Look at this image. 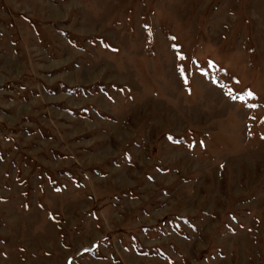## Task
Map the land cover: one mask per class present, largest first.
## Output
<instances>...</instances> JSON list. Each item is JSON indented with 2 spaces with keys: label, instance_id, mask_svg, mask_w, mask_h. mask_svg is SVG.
Returning a JSON list of instances; mask_svg holds the SVG:
<instances>
[{
  "label": "rangeland",
  "instance_id": "rangeland-1",
  "mask_svg": "<svg viewBox=\"0 0 264 264\" xmlns=\"http://www.w3.org/2000/svg\"><path fill=\"white\" fill-rule=\"evenodd\" d=\"M0 264H264V0H0Z\"/></svg>",
  "mask_w": 264,
  "mask_h": 264
},
{
  "label": "snow or ice",
  "instance_id": "snow-or-ice-1",
  "mask_svg": "<svg viewBox=\"0 0 264 264\" xmlns=\"http://www.w3.org/2000/svg\"><path fill=\"white\" fill-rule=\"evenodd\" d=\"M247 94H248L249 96L253 95V93H252L251 91H249ZM170 138H171V137H170Z\"/></svg>",
  "mask_w": 264,
  "mask_h": 264
}]
</instances>
